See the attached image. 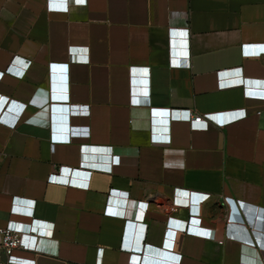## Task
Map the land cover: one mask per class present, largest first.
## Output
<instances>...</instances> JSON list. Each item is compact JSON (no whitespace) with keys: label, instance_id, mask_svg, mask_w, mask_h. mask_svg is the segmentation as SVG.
<instances>
[{"label":"crops","instance_id":"crops-1","mask_svg":"<svg viewBox=\"0 0 264 264\" xmlns=\"http://www.w3.org/2000/svg\"><path fill=\"white\" fill-rule=\"evenodd\" d=\"M21 102L0 122V225L31 226L12 260L264 264V0H0L6 120Z\"/></svg>","mask_w":264,"mask_h":264},{"label":"built area","instance_id":"built-area-1","mask_svg":"<svg viewBox=\"0 0 264 264\" xmlns=\"http://www.w3.org/2000/svg\"><path fill=\"white\" fill-rule=\"evenodd\" d=\"M74 3V0H68V2ZM66 0V9L67 4ZM10 103H13V101H10ZM9 106V105H8ZM26 106V103H19V107L16 108L15 114L12 117L11 120L5 119V114L7 113V108H5L3 111L0 112V122L6 123L9 125H13L16 123V121L20 118L24 108ZM84 105H80V107H83ZM27 120H35L33 118H28ZM190 126L192 128L196 127H205L207 125V119L204 118L202 114H190L189 116ZM69 133L70 135H79L81 133L78 126L71 125L69 127ZM111 163L117 164L123 161L122 157L118 154H115L112 152L111 149ZM175 209L174 205H170L169 210L172 211ZM10 210H12V201ZM31 230V226L28 223H22L21 221H16L11 218H8L6 223L3 225H0V264H22L21 262L17 263L12 258H18V259H27L26 256L17 254L15 252L16 249H25L21 246V238L23 234L29 233ZM168 227L165 228L163 233V240L165 236L167 235ZM4 255V257L2 256Z\"/></svg>","mask_w":264,"mask_h":264},{"label":"water","instance_id":"water-1","mask_svg":"<svg viewBox=\"0 0 264 264\" xmlns=\"http://www.w3.org/2000/svg\"><path fill=\"white\" fill-rule=\"evenodd\" d=\"M257 218V216H255V219ZM257 221L259 222V223H261L262 224V228L264 229V215L263 216H261V219H259V217L257 218Z\"/></svg>","mask_w":264,"mask_h":264},{"label":"snow or ice","instance_id":"snow-or-ice-1","mask_svg":"<svg viewBox=\"0 0 264 264\" xmlns=\"http://www.w3.org/2000/svg\"><path fill=\"white\" fill-rule=\"evenodd\" d=\"M79 2H82V0H79ZM242 115V114H241Z\"/></svg>","mask_w":264,"mask_h":264}]
</instances>
